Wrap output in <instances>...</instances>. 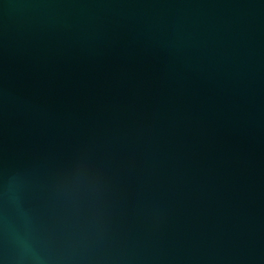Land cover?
<instances>
[{
    "label": "water",
    "instance_id": "95a60500",
    "mask_svg": "<svg viewBox=\"0 0 264 264\" xmlns=\"http://www.w3.org/2000/svg\"><path fill=\"white\" fill-rule=\"evenodd\" d=\"M0 264H264V0H0Z\"/></svg>",
    "mask_w": 264,
    "mask_h": 264
}]
</instances>
